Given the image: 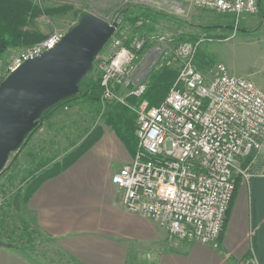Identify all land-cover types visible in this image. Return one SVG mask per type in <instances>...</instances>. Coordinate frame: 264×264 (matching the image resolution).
I'll list each match as a JSON object with an SVG mask.
<instances>
[{"label": "built area", "instance_id": "1", "mask_svg": "<svg viewBox=\"0 0 264 264\" xmlns=\"http://www.w3.org/2000/svg\"><path fill=\"white\" fill-rule=\"evenodd\" d=\"M191 3L232 15L235 22L257 11V0ZM175 10L185 11L180 6ZM63 34L55 30L18 53L9 71L51 48ZM159 38L165 47L148 51L145 37L137 34L128 43L115 33L107 41L112 50L102 64L101 100L131 107L136 123L132 158L112 174L111 182L122 190L128 211L153 220L172 239L217 248L237 179L249 180L253 174L251 162L243 167L241 159L264 145V94L221 62L205 80L194 55L200 42L213 37L171 43L169 49L171 39ZM151 54L159 59L153 69L177 65L173 82L156 105L142 99L147 85L143 67ZM132 97L136 101L129 104ZM6 191L7 184H0V207ZM235 264L260 263L251 252Z\"/></svg>", "mask_w": 264, "mask_h": 264}, {"label": "crops", "instance_id": "2", "mask_svg": "<svg viewBox=\"0 0 264 264\" xmlns=\"http://www.w3.org/2000/svg\"><path fill=\"white\" fill-rule=\"evenodd\" d=\"M232 27L227 47L212 50L232 74L252 81L264 94V0H257V11L241 15ZM132 155L108 128L26 198L24 220L58 250L56 263L66 256L72 264H235L253 252L264 264V145L249 161L256 173L249 180L237 179L217 248L176 241L153 220L123 206L122 190L111 177ZM0 264L47 262L11 244L0 246Z\"/></svg>", "mask_w": 264, "mask_h": 264}, {"label": "rangeland", "instance_id": "3", "mask_svg": "<svg viewBox=\"0 0 264 264\" xmlns=\"http://www.w3.org/2000/svg\"><path fill=\"white\" fill-rule=\"evenodd\" d=\"M27 1V20L24 25L21 24V29L23 31H35L32 29L34 27L40 29V32L35 31L40 40L55 30L65 33L77 22L80 14L86 11L108 22L117 21L114 33L116 36H122L125 43H128L133 34L145 37L147 51L156 46L165 47L160 42L161 35L166 41L171 39L169 43H166L167 49L171 48V43L176 44L183 40L194 42L201 36L213 37L214 40L200 42L194 55L193 63L203 74L205 80L212 77L217 63H224L212 49L227 47L232 34V30L227 26H233L235 23L232 15H221L196 7L191 3L192 0ZM175 6L183 8L184 14L177 12ZM216 31H219L217 33L220 36H215L217 35ZM31 38L17 37L15 38L16 42H13L16 43V47L8 46L6 48L0 63V82L10 72V63L13 58L40 41L39 39L31 41ZM111 50L112 47L106 43L99 51L93 61L92 70L84 78V82L82 81L80 93L91 81L98 82L101 88L102 64ZM156 57V54H151L143 67L147 83H153V85H155L153 76L158 70L160 72L162 70L153 69L151 66L152 63L155 65L159 62ZM227 62L229 65L233 63L231 56ZM168 66L165 70H169L175 78L177 65L173 63ZM235 71L239 72L240 70L235 69ZM100 96L99 102L102 107L99 112H96L93 106L81 98L80 94L77 97L56 103L39 119L35 128L24 139L20 149L10 153L0 173V184L5 183L8 186V191L4 194V204L0 207V240L12 244L24 252H32L35 257L41 258L47 264H59L54 259L57 254L55 252L58 250L54 248L55 246L49 242L47 237L41 235L35 228L34 230L28 220H24V216L26 217L24 204L31 188L44 176L48 177L55 173L65 163L67 157L75 151L91 147L103 131L108 128L116 130L107 122L108 117L109 119L113 118L112 114L106 112L109 106L108 110L112 112L117 106H121L124 117L122 120L115 119V124L122 128L125 127L127 132L124 133L121 140L128 150H130L129 144L135 141V114L131 107L102 101ZM128 103L134 102L129 98ZM252 157L254 155L241 159V165L246 166ZM26 227L28 228L26 229ZM66 259L65 256L64 262L61 264H72ZM73 264L76 263L73 262Z\"/></svg>", "mask_w": 264, "mask_h": 264}, {"label": "water", "instance_id": "4", "mask_svg": "<svg viewBox=\"0 0 264 264\" xmlns=\"http://www.w3.org/2000/svg\"><path fill=\"white\" fill-rule=\"evenodd\" d=\"M116 27L117 21L83 12L55 45L23 61L0 82V173L42 113L79 92L80 82ZM0 246L11 244L0 240Z\"/></svg>", "mask_w": 264, "mask_h": 264}, {"label": "trees", "instance_id": "5", "mask_svg": "<svg viewBox=\"0 0 264 264\" xmlns=\"http://www.w3.org/2000/svg\"><path fill=\"white\" fill-rule=\"evenodd\" d=\"M28 1L27 0H0V63L2 61L3 54L8 46H13L16 47V39L17 37H24V38H31V41H35L39 39V35L35 31H23L21 29V24L24 25V23L27 20V12H28ZM21 40V39H19ZM40 40V39H39ZM36 41V42H37ZM23 40H22V45H23ZM35 43V42H34ZM21 45V46H22ZM167 68H162L161 72L158 70L156 72V75L153 76V79H155L154 84L153 83H147L145 87V91L142 95V99H145L148 101L150 105H156L160 103L162 100L163 96L167 92V89L169 85L173 82L174 78L172 73L169 70H165ZM160 72V73H158ZM88 73L86 74V76ZM85 76V77H86ZM84 77V78H85ZM82 79V81L84 80ZM82 81L79 84V90ZM84 82V81H83ZM153 85V86H152ZM152 87V88H151ZM101 93V88L99 86L98 82H89L88 85L85 86L83 91L80 93L78 92L77 94L70 96L68 98L63 99L68 100L74 97H77L79 94L81 98H83L85 101H87L91 106L95 108L96 112H99L102 104L99 102V96ZM132 99L133 102L136 101L135 98H130ZM56 105V104H55ZM55 105L51 106L47 110H45L40 119ZM110 107V106H109ZM109 107L107 108L106 112L107 114H112L113 118L109 117L107 118V122L113 126L116 130V134L120 138L124 137L125 127L122 128L120 125L115 124V119L122 120L123 119V113L121 110V106H117L115 111H109ZM105 112V113H106ZM117 123V122H116ZM136 146V139L135 141L132 142V144H129L130 150L134 152ZM86 148V147H85ZM83 148V150H77L73 154L67 157V160L65 163L53 174L49 175L48 177H45L41 179L39 182H37L29 191L28 196L32 193V191L45 179L54 176L67 168L69 165H71L86 149ZM27 196V198H28ZM28 227H26L27 229Z\"/></svg>", "mask_w": 264, "mask_h": 264}]
</instances>
